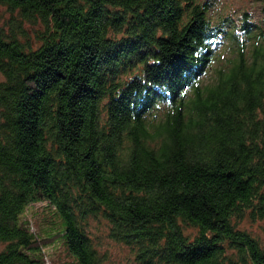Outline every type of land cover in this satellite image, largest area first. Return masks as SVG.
I'll return each mask as SVG.
<instances>
[{
  "label": "trees",
  "instance_id": "16d2710c",
  "mask_svg": "<svg viewBox=\"0 0 264 264\" xmlns=\"http://www.w3.org/2000/svg\"><path fill=\"white\" fill-rule=\"evenodd\" d=\"M0 5V264H45L22 215L41 201L77 264L109 263L91 220L135 264H264L239 226L264 219V23L197 0Z\"/></svg>",
  "mask_w": 264,
  "mask_h": 264
},
{
  "label": "rangeland",
  "instance_id": "374dc122",
  "mask_svg": "<svg viewBox=\"0 0 264 264\" xmlns=\"http://www.w3.org/2000/svg\"><path fill=\"white\" fill-rule=\"evenodd\" d=\"M206 1L208 16L214 25H229L238 28L243 19L256 23H264V0H197ZM11 15L6 7L0 5V31L7 30V21ZM226 24V25H225ZM228 27V26H226ZM30 38L34 36V26L24 24ZM44 201L29 204L23 211V217L30 221V230L41 237L45 264H77L73 255L67 254L61 239L62 223L57 214L45 207ZM102 221V220H100ZM91 231L98 249L108 254L110 264H135L129 247L112 241L107 236V227L97 220H91ZM240 228L246 229L257 236L264 246V219L252 222L243 219ZM186 232L194 233L191 227ZM108 263V264H109Z\"/></svg>",
  "mask_w": 264,
  "mask_h": 264
}]
</instances>
